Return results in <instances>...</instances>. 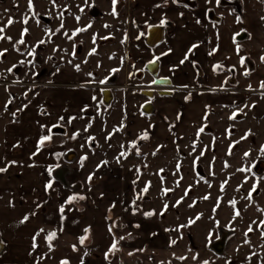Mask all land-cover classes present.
I'll use <instances>...</instances> for the list:
<instances>
[{
  "label": "rangeland",
  "instance_id": "1",
  "mask_svg": "<svg viewBox=\"0 0 264 264\" xmlns=\"http://www.w3.org/2000/svg\"><path fill=\"white\" fill-rule=\"evenodd\" d=\"M139 1L117 0L113 15L112 0H31V7L30 0H0V144L10 139L3 137V129L6 133L39 93H74L77 102H62L67 111L61 117L64 135L49 134L54 127L50 117L39 123L51 137L50 148L44 147L49 139L43 145L34 143L35 130L13 144L21 153L33 144L50 152L65 147L63 161L70 169L66 177L82 186L64 197L57 180L59 186L50 182L47 191L54 202L65 199L75 217L85 207L111 209L116 248L108 251L109 260L264 264V70L236 41L237 34L246 32L244 0H175L161 7L170 18L166 20L139 17ZM179 8L194 11L196 18L211 11L228 24L234 59L223 58L206 69L204 62L184 65L177 63L184 62L180 55L147 48L146 29L156 22L166 29L167 40L181 36L173 20ZM150 12V18H158L157 9ZM152 61H159L161 74L175 83L172 96H155L150 102L154 113L145 115L142 106L148 99L141 91L152 85L142 65ZM194 64L201 68V77L193 72ZM231 68L236 69L232 79ZM137 72L143 73L140 80ZM115 74V83L107 86L106 80ZM103 90L113 97L107 107ZM45 103L55 107L49 100ZM21 124L30 126L23 120ZM69 154L71 161L66 159ZM121 193L132 199L130 225L121 220ZM86 216L83 221L89 220ZM142 221L157 223L169 249L136 248L137 240L148 234ZM219 230L233 233L223 256L208 249Z\"/></svg>",
  "mask_w": 264,
  "mask_h": 264
},
{
  "label": "crops",
  "instance_id": "2",
  "mask_svg": "<svg viewBox=\"0 0 264 264\" xmlns=\"http://www.w3.org/2000/svg\"><path fill=\"white\" fill-rule=\"evenodd\" d=\"M173 1L140 0L138 4L141 6L142 14L138 16L145 19L166 20L169 16L161 11V7L164 4H173ZM194 1L196 4L214 2L213 0ZM243 5L246 21V32L243 33L247 35V38L240 43L243 50L264 70V62L261 61L264 58V0H244ZM153 8L158 10L156 14L158 18H150L152 16L150 10ZM174 10L173 20L177 26H180L181 36L175 37V40H167L166 29H164V41L156 48L161 49L159 53L168 50L177 58L180 55L179 59L184 58V62L177 60V63L182 62L184 65L190 66L193 61L200 64L204 62L206 69H210L223 58L234 59V35L228 24L211 20L205 14L202 18H196L194 11L188 8ZM154 25L160 24L156 22ZM133 32L136 33V29L133 28ZM70 94L68 92L59 94L50 90L39 93L32 103L24 106L23 114H19L17 122H14L17 125H14L12 121L6 133L4 129L2 131L3 137L6 134L12 142L10 139H5L0 144V169H6L0 172V241L5 247L0 255V264H114L115 262V259L109 260L107 257L114 242V213L111 209L107 207L100 209L101 205L85 207L83 212L79 211L75 217L73 213L75 210L66 207L65 199L54 202L49 194L50 191H47L46 185L50 182L59 186L56 177L51 173L57 167L65 165L63 161L66 154L65 147L50 152L48 149L43 151L41 147L33 144L26 152L21 153L20 149L17 150V146L13 144L23 140L29 130H35L34 143H38L42 137L47 136L45 128L39 129L42 117L52 118L49 125L54 127L66 123L61 119L67 112L63 109L62 102L68 103L70 100L75 103L79 98L74 93ZM46 100L55 104V107H48ZM49 111L55 113L50 114ZM22 120L30 123V126L27 124L25 127L22 126ZM52 145L49 139L44 147L50 148ZM66 179L70 184L77 183V181L74 183L71 181V176ZM61 192L65 197V193L73 191L62 188ZM129 196L121 193L119 212L125 224L130 223L131 220L132 199ZM84 215L89 218L88 221H83ZM98 216L99 220H97ZM25 217H27L26 220ZM141 226L143 229H148V234L142 240H137V249L149 248L163 251L169 249V243L161 237L155 221H143ZM57 227L60 232L56 233V237L49 242L47 231H55ZM81 237H86L83 243L80 242ZM121 249L122 247L119 252ZM121 255L122 253L119 254L118 259ZM142 264L156 263L149 258Z\"/></svg>",
  "mask_w": 264,
  "mask_h": 264
},
{
  "label": "flooded vegetation",
  "instance_id": "3",
  "mask_svg": "<svg viewBox=\"0 0 264 264\" xmlns=\"http://www.w3.org/2000/svg\"><path fill=\"white\" fill-rule=\"evenodd\" d=\"M209 16H212V17H209ZM207 18H217L215 15H214V13L213 12H209L208 14H207ZM218 19V21H219V18H217ZM155 26H157V25H152V26H148L147 27V29H146V36H147V32H148V29L149 28H151V27H155ZM158 26H161V25H158ZM162 27V26H161ZM164 29V28H163ZM238 37V36H237ZM236 37V38H237ZM163 41H164V39H163ZM237 41V40H236ZM238 42V41H237ZM163 43V42H162ZM146 45V44H145ZM160 45V44H159ZM158 45V46H159ZM157 46V47H158ZM157 47H155V48H149V47H147V48H149L150 50H154V49H156ZM153 62V61H152ZM152 62H148V63H152ZM159 62V61H158ZM148 63H144L143 65H142V70H143V72L145 73V74H147L148 75V77L151 79V85H152V91L154 92V96H153V98H151V99H149V98H147L148 99V102L146 103V104H144L143 106H142V112H143V108L146 106V105H148V104H151L150 102L155 98V96H158L157 94H156V91L157 90H161V89H165V88H163V87H154L153 86V82H154V79L151 77V75L145 70V65L146 64H148ZM249 65H250V69H252L253 68V65H252V63L251 62H249ZM193 72L196 74V75H198L199 77H201L202 76V70H201V68L197 65V64H194L193 65ZM229 74H230V77H231V79H232V77L233 76H235V74H236V69L235 68H231L230 70H229ZM143 77V73L142 72H137L136 73V78L137 79H141ZM116 78H117V75L115 74V75H113V77L112 78H110V79H107L106 80V84H107V86L109 85H111L112 83H115V81H116ZM158 79H167V80H170V82H171V87L170 88H168V90L173 94V86H174V80L172 79V78H170V77H168V76H163L162 74H161V64H160V62H159V74H158ZM104 91H106V90H103L102 91V103H103V92ZM142 91H144V90H142ZM141 91V92H142ZM111 92V91H110ZM112 94V93H111ZM172 94L170 95V96H158V97H160V98H163V97H171L172 96ZM143 96V95H142ZM145 97V96H144ZM112 100H113V97H112ZM112 102V101H111ZM103 105L104 106H109V105H105L104 103H103ZM152 105V104H151ZM152 107H153V105H152ZM154 109V108H153ZM153 113H154V110H153ZM152 113V114H153ZM143 114H145L144 112H143ZM152 114H150V115H152ZM145 115H147V114H145ZM56 127H61L60 125L59 126H56ZM53 128V127H52ZM51 128V129H52ZM63 128V127H62ZM50 129V130H51ZM66 131V130H65ZM51 135V134H50ZM66 156V155H65ZM68 156V158H66V159H68V161H71L70 159H71V156H72V154H69V155H67ZM62 167H66L67 168V166H65V165H63V166H60V167H57L56 169H54L53 171H52V173H51V175L53 174L55 177H56V180H58L60 183H61V185H62V187L64 188V189H67V190H70V191H77V189H79V187H81V185H79L78 183H76V184H70V183H68V181H67V179H65V177L67 176V173L64 175V174H61L60 173V169L62 168ZM68 169V168H67ZM69 170L70 169H68V174H69ZM64 179V181H65V184L64 183H62L61 181H60V179ZM143 222V221H142ZM129 225H130V223H129ZM139 225V224H138ZM233 237V233L231 232V231H229V230H219L218 232H217V237L212 241V242H210V243H208V249L210 250V251H212L214 254H216L217 256H223L224 255V253H225V248H226V246H227V243L229 242V240L231 239ZM221 243V245H222V252L221 253H219V254H217V250H219L220 248H219V245L217 246V245H215L216 243ZM214 246V247H213Z\"/></svg>",
  "mask_w": 264,
  "mask_h": 264
},
{
  "label": "water",
  "instance_id": "4",
  "mask_svg": "<svg viewBox=\"0 0 264 264\" xmlns=\"http://www.w3.org/2000/svg\"><path fill=\"white\" fill-rule=\"evenodd\" d=\"M212 17V16H209ZM211 20L214 21H218L217 18H210ZM247 38V35L245 33L238 35V37L236 38V40L238 42H242L243 40H245ZM164 39V29L161 26H155V27H151L148 29L147 32V36L145 38V44L147 47L149 48H155L157 47L159 44H161L163 42ZM145 70L151 75V77L154 79L153 82V86L154 87H163L165 89H159L156 91V94L158 96H170L172 93L168 90V88L171 87V82L170 80L167 79H158V74H159V62L155 61L154 63H148L145 65ZM141 95L151 99L154 96V92L152 90H144L141 92ZM112 101V94L109 90H106L103 92V103L105 105H109ZM153 107L151 104L146 105L143 108V112L147 115H150L153 113ZM65 129L62 127H53L50 131L51 135H64L65 134ZM60 173L61 174H66L68 173V169L66 167H62L60 169ZM60 181L62 183L65 184L64 179H60ZM215 245H219V250H217V254L222 252V245L221 243H216ZM214 247V246H213ZM4 244H2V242L0 241V255L3 253L4 251Z\"/></svg>",
  "mask_w": 264,
  "mask_h": 264
},
{
  "label": "snow or ice",
  "instance_id": "5",
  "mask_svg": "<svg viewBox=\"0 0 264 264\" xmlns=\"http://www.w3.org/2000/svg\"><path fill=\"white\" fill-rule=\"evenodd\" d=\"M174 2H175V0H174ZM209 2H210V0H209ZM116 4H117V0H112V7H113V15H115V9H116ZM217 4H219V0H217ZM30 7H31V0H30ZM81 11H83V9H81ZM77 19H79V18H77ZM239 22V21H238ZM10 23H11V21H10ZM25 23H27V20H25ZM84 29H81L80 31H83ZM4 31V29L3 28H0V32H3ZM26 31V30H25ZM237 35H239V34H237ZM3 37H0V39H2ZM20 43H23V40H21L20 41ZM41 43H43V41H41ZM94 51V50H93ZM90 54H92V53H90ZM3 55V53L2 52H0V56H2ZM262 59H264V58H262ZM155 61H153L152 63H154ZM241 63L243 64V59L241 60ZM217 67H219V65L217 66ZM79 68V66H77V69ZM8 71H11V69H9ZM245 75H247V73H245ZM104 81H101V83H103ZM261 87L262 88H264V82H262L261 83ZM232 118H234V117H232ZM49 131H51V130H49ZM200 131H203V128H201L200 129ZM251 133H248V134H246V136L244 137V138H247V135H250ZM51 137L50 136H44V137H42L41 138V141H40V144L41 145H43V143L45 142V140H48V139H50ZM141 138H147L146 137V135L145 136H142ZM133 147H135V145L133 144ZM261 151H264V148H262L261 149ZM137 154H139V151L137 150ZM121 155L123 156V155H125V153H121ZM248 155V153H245V156H247ZM86 159V158H85ZM106 163V162H105ZM178 168H179V165L177 166ZM245 169H240V171H244ZM3 171H6V169H0V172H3ZM89 180H91V177H89ZM47 188H51V183H49L47 186H46ZM143 191L144 192H147L148 191V188L147 187H145V189H143ZM165 191H167V190H165ZM253 191H255V187H253ZM251 195H252V193L250 192L249 194H248V198L250 199L251 198ZM81 199H83V197H80ZM205 199H207V197H205ZM235 202H233V204H234ZM165 207H167V206H165ZM61 212H63V208H61ZM148 215H151V213H149ZM236 215L237 216H239V212L237 211L236 212ZM199 217H197V219H198ZM27 219V217H25V220ZM110 231H111V228L109 229ZM252 229H251V227H249V231H251ZM41 231H43V230H41ZM85 231H87V229L85 230ZM56 237V233L55 232H52V233H49L48 234V236H47V240L50 242V241H52L54 238ZM84 239H86V237H81L80 238V242L81 243H83L84 242ZM116 248V244L115 243H113V245H112V249H115Z\"/></svg>",
  "mask_w": 264,
  "mask_h": 264
}]
</instances>
